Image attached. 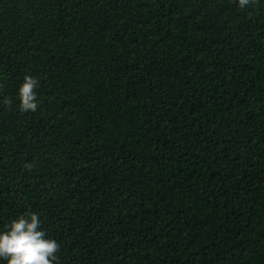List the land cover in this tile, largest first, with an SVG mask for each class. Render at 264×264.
<instances>
[{
	"label": "trees",
	"instance_id": "16d2710c",
	"mask_svg": "<svg viewBox=\"0 0 264 264\" xmlns=\"http://www.w3.org/2000/svg\"><path fill=\"white\" fill-rule=\"evenodd\" d=\"M32 211L57 264H264V0H0V229Z\"/></svg>",
	"mask_w": 264,
	"mask_h": 264
},
{
	"label": "clouds",
	"instance_id": "9594fccd",
	"mask_svg": "<svg viewBox=\"0 0 264 264\" xmlns=\"http://www.w3.org/2000/svg\"><path fill=\"white\" fill-rule=\"evenodd\" d=\"M250 0H238L240 8H246ZM38 80L26 74L18 88V102L22 111H36L39 106ZM6 104H11L5 98ZM31 167V164L27 165ZM60 244L48 236L42 227L38 212L21 214L11 220L10 224L0 229V260L4 264H57Z\"/></svg>",
	"mask_w": 264,
	"mask_h": 264
}]
</instances>
